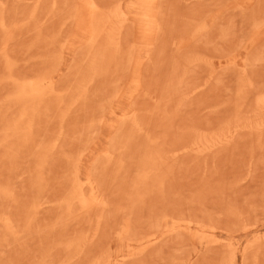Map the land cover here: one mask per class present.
Wrapping results in <instances>:
<instances>
[{
    "label": "rangeland",
    "instance_id": "1",
    "mask_svg": "<svg viewBox=\"0 0 264 264\" xmlns=\"http://www.w3.org/2000/svg\"><path fill=\"white\" fill-rule=\"evenodd\" d=\"M0 264H264V0H0Z\"/></svg>",
    "mask_w": 264,
    "mask_h": 264
},
{
    "label": "bare ground",
    "instance_id": "2",
    "mask_svg": "<svg viewBox=\"0 0 264 264\" xmlns=\"http://www.w3.org/2000/svg\"><path fill=\"white\" fill-rule=\"evenodd\" d=\"M259 100V99H258ZM84 198V197H83ZM81 204V203H80ZM212 228V227H211ZM232 248V247H231Z\"/></svg>",
    "mask_w": 264,
    "mask_h": 264
}]
</instances>
